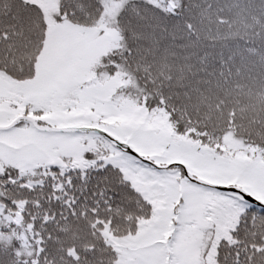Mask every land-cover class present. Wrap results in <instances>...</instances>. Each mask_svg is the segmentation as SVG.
I'll return each mask as SVG.
<instances>
[{"label":"snow or ice","instance_id":"1","mask_svg":"<svg viewBox=\"0 0 264 264\" xmlns=\"http://www.w3.org/2000/svg\"><path fill=\"white\" fill-rule=\"evenodd\" d=\"M0 264H264V0H0Z\"/></svg>","mask_w":264,"mask_h":264}]
</instances>
